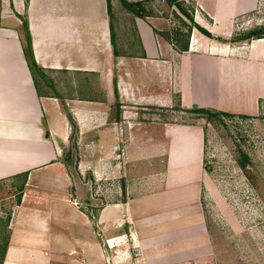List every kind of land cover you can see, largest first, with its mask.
Returning a JSON list of instances; mask_svg holds the SVG:
<instances>
[{"label": "crops", "instance_id": "crops-1", "mask_svg": "<svg viewBox=\"0 0 264 264\" xmlns=\"http://www.w3.org/2000/svg\"><path fill=\"white\" fill-rule=\"evenodd\" d=\"M127 1L143 15L123 0H0V182L23 187L0 264H227L204 224L202 130L146 110L257 113L264 0H182L212 36L169 0ZM102 178L121 189L95 210Z\"/></svg>", "mask_w": 264, "mask_h": 264}, {"label": "rangeland", "instance_id": "rangeland-1", "mask_svg": "<svg viewBox=\"0 0 264 264\" xmlns=\"http://www.w3.org/2000/svg\"><path fill=\"white\" fill-rule=\"evenodd\" d=\"M171 11L166 4L161 10L163 14ZM170 17L176 19L175 13ZM124 35L121 38L125 40ZM234 93L238 96L239 89ZM146 111L160 114L167 122L199 126L203 132L201 165L210 175L201 196L204 224L215 232L216 241L224 244L227 264H264V98L252 115H208L174 107ZM161 155L165 159L166 153ZM119 180L89 181V197L96 202L95 210L117 199ZM18 185L0 182V261L9 217L19 202Z\"/></svg>", "mask_w": 264, "mask_h": 264}, {"label": "trees", "instance_id": "trees-1", "mask_svg": "<svg viewBox=\"0 0 264 264\" xmlns=\"http://www.w3.org/2000/svg\"><path fill=\"white\" fill-rule=\"evenodd\" d=\"M123 2L131 9L133 10L135 13L137 14H142L141 13V10L140 9H137L136 7H139V8H143V2L142 1H137V2H128L127 0H123ZM169 2L171 4H175L176 6H178V8H180L181 11H183L187 16L188 18L192 21V23L194 24V26H196L198 29H200L202 32H204L205 34L209 35V36H212V34L207 31L205 28H203L202 26H200L199 24H197L193 17L187 13L184 9H183V6H182V0H169ZM110 11H111V0H110ZM143 15V14H142ZM25 30H26V46H25V53H26V57L30 63V66H37V63H36V60L34 58V54H33V49H32V38H31V34H30V30H29V27H28V21H25ZM192 30V26H189V31ZM257 36V37H262L264 36V28H261V29H258V31H252L250 33V36ZM112 38H113V41L115 39V34H114V30H113V27H112ZM116 54H117V51H116ZM195 111L197 112H202V113H205V114H208V115H233L231 113H228V112H221V111H211V110H208V109H202V108H198L196 109ZM243 117H245V115H242ZM23 187H21L22 189ZM20 197L21 195L19 196V199L18 201H20ZM4 252V248L2 250V253Z\"/></svg>", "mask_w": 264, "mask_h": 264}, {"label": "built area", "instance_id": "built-area-1", "mask_svg": "<svg viewBox=\"0 0 264 264\" xmlns=\"http://www.w3.org/2000/svg\"><path fill=\"white\" fill-rule=\"evenodd\" d=\"M76 203H78V202H76Z\"/></svg>", "mask_w": 264, "mask_h": 264}]
</instances>
